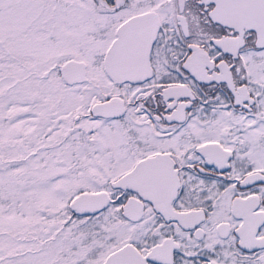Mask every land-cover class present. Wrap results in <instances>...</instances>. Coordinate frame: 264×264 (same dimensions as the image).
<instances>
[{
    "label": "snow or ice",
    "instance_id": "1",
    "mask_svg": "<svg viewBox=\"0 0 264 264\" xmlns=\"http://www.w3.org/2000/svg\"><path fill=\"white\" fill-rule=\"evenodd\" d=\"M0 264H264V0H0Z\"/></svg>",
    "mask_w": 264,
    "mask_h": 264
}]
</instances>
